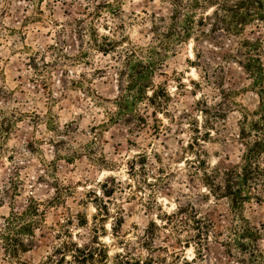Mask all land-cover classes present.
<instances>
[{"label": "clouds", "instance_id": "9594fccd", "mask_svg": "<svg viewBox=\"0 0 264 264\" xmlns=\"http://www.w3.org/2000/svg\"><path fill=\"white\" fill-rule=\"evenodd\" d=\"M0 264H264V0H0Z\"/></svg>", "mask_w": 264, "mask_h": 264}, {"label": "rangeland", "instance_id": "374dc122", "mask_svg": "<svg viewBox=\"0 0 264 264\" xmlns=\"http://www.w3.org/2000/svg\"><path fill=\"white\" fill-rule=\"evenodd\" d=\"M31 147H32L31 144H29V148H31ZM9 159H11V157ZM69 163H72V161H69ZM94 241H95V238H94Z\"/></svg>", "mask_w": 264, "mask_h": 264}]
</instances>
